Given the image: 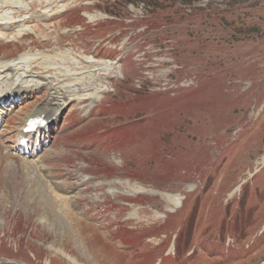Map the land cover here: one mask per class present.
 Masks as SVG:
<instances>
[{"label": "rangeland", "instance_id": "rangeland-1", "mask_svg": "<svg viewBox=\"0 0 264 264\" xmlns=\"http://www.w3.org/2000/svg\"><path fill=\"white\" fill-rule=\"evenodd\" d=\"M12 3L0 60L25 58L23 85L72 81L70 55L104 86L83 48L129 54L90 117L74 100L39 151L8 139L51 89L3 117L0 264H263L264 0Z\"/></svg>", "mask_w": 264, "mask_h": 264}, {"label": "bare ground", "instance_id": "bare-ground-1", "mask_svg": "<svg viewBox=\"0 0 264 264\" xmlns=\"http://www.w3.org/2000/svg\"><path fill=\"white\" fill-rule=\"evenodd\" d=\"M2 1H4L6 3L2 7H0V10L9 9V7H11L13 5L12 2H14V0H9V1L2 0ZM19 1H21V0H19ZM34 7L35 6H32L31 10ZM24 11H25L24 7H19L18 13H22ZM13 16H14V13H13ZM51 16H52V13H47V12H43V13H40L38 15V17L47 18V19L51 18ZM32 17H34V15L20 19L18 21L20 23L16 26V27H18V31H20V32L26 31L27 29L24 28L25 23H27L31 19H33ZM13 23H14V21L2 22L0 29H2L3 32L10 31ZM23 59H25V58L23 57ZM27 59L28 58H26V60ZM22 60H18L15 63L5 62V61L0 60V86H1L0 87V101L2 100V103H4V101H7L11 95L19 96L21 94V91L24 90L26 92V91L31 89L29 86L23 85L22 82H18L17 78H16L17 76H19L17 69L19 70L18 66L21 65L22 64L21 62L24 61V60L23 61ZM86 60H89V59H86ZM67 62H70L71 64L76 65V66L69 67L70 68L69 70L67 67H62V68H60V71L58 74L63 75L64 79L70 75L69 77L72 79V81L66 82L65 85L64 84H61V85L57 84L58 86L54 87L55 84H53L54 83L53 81L56 80V82H57V79L59 77V75H56L54 77L55 79H53L51 81H49L48 78H53L52 76H44L41 78V80H43V81H37L35 83V86L43 85V87H46L50 83L51 85H53L52 86V88H53L52 92L48 96L47 101H45L42 104L37 105L34 109H32L28 114L25 115V117L23 119V123L17 131L16 138L18 135L21 134L22 129L24 128V126L26 124V121L31 116L45 114L48 119H51V118L57 119L58 116H56V115L59 113V111L64 109L65 107H67L73 100H76L78 102V104H80V108H83V106L81 104L84 101H86L88 99L99 100V97L102 95V93L105 92V90H106L105 87H97L95 89L90 90L89 93H80L81 90H77V86L89 88L90 82H88V81L89 80H94V81L97 80V77H96L97 75L90 76V74H87L84 76L83 73L78 72L77 70L82 69L83 66H80L81 65L80 62L78 60L72 58L70 55H69V61H67ZM24 65L26 66V64H24ZM104 69L106 70V73L109 75L110 68L105 67ZM30 73H31V71L29 69H26L23 71V76H29V75H31ZM109 78H110V76L106 77V79H109ZM65 89L69 92H72V94L66 96L65 95ZM74 93H80V95L77 98L72 97V95H75ZM2 106H4V105H0V123H1V116H3L5 114V112L11 110V108L6 109ZM11 107L14 108V105H12ZM15 143H17V139L15 140ZM166 200L174 201V199L172 197L166 198Z\"/></svg>", "mask_w": 264, "mask_h": 264}]
</instances>
